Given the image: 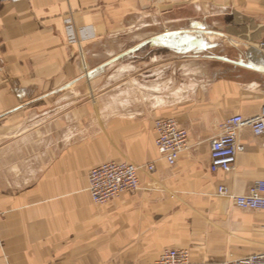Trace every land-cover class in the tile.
<instances>
[{"label": "crops", "instance_id": "1", "mask_svg": "<svg viewBox=\"0 0 264 264\" xmlns=\"http://www.w3.org/2000/svg\"><path fill=\"white\" fill-rule=\"evenodd\" d=\"M263 42L264 0L0 4V264L264 253V211L218 195L264 180V138L242 130L233 170H210L224 122L264 108V73L234 63ZM157 119L189 133L175 167L157 149ZM125 160L156 171L137 193L94 203L90 170Z\"/></svg>", "mask_w": 264, "mask_h": 264}, {"label": "built area", "instance_id": "2", "mask_svg": "<svg viewBox=\"0 0 264 264\" xmlns=\"http://www.w3.org/2000/svg\"><path fill=\"white\" fill-rule=\"evenodd\" d=\"M20 1L23 0H0V4ZM259 48L264 50V42ZM154 129L159 154L170 167H175L181 155L191 148L188 131L173 119L155 120ZM244 129L251 130L255 137L264 138V108L256 116L235 115L224 122L220 135L210 143L212 173H228L233 170L238 155L245 151V145L239 139V134ZM155 171L154 163L137 165L129 161L105 162L90 170L88 191L94 203L104 205L122 194L137 193L141 189L140 174L152 178ZM218 195L232 199L240 210L264 211V180L256 182L245 195H234L225 186L219 187ZM154 264L192 263L188 250L171 249L165 251ZM226 264H264V253L232 260Z\"/></svg>", "mask_w": 264, "mask_h": 264}, {"label": "water", "instance_id": "3", "mask_svg": "<svg viewBox=\"0 0 264 264\" xmlns=\"http://www.w3.org/2000/svg\"><path fill=\"white\" fill-rule=\"evenodd\" d=\"M234 63L253 71L264 73V51L250 47L245 54V58Z\"/></svg>", "mask_w": 264, "mask_h": 264}, {"label": "rangeland", "instance_id": "4", "mask_svg": "<svg viewBox=\"0 0 264 264\" xmlns=\"http://www.w3.org/2000/svg\"><path fill=\"white\" fill-rule=\"evenodd\" d=\"M125 161H129V160H125ZM110 162V161H109ZM129 162H131V161H129ZM133 163V162H132ZM0 218H2V215L0 214ZM0 242H1V239H0ZM1 244V243H0Z\"/></svg>", "mask_w": 264, "mask_h": 264}]
</instances>
